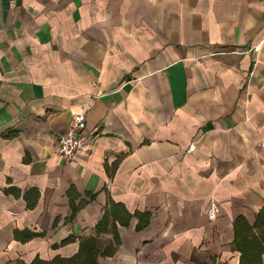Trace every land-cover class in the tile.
I'll return each mask as SVG.
<instances>
[{
	"label": "crops",
	"instance_id": "1",
	"mask_svg": "<svg viewBox=\"0 0 264 264\" xmlns=\"http://www.w3.org/2000/svg\"><path fill=\"white\" fill-rule=\"evenodd\" d=\"M82 112L88 144L66 162L58 137ZM263 138L260 0H0V264L75 256L110 205L130 217L97 233L101 251L120 239L98 264H238Z\"/></svg>",
	"mask_w": 264,
	"mask_h": 264
},
{
	"label": "trees",
	"instance_id": "2",
	"mask_svg": "<svg viewBox=\"0 0 264 264\" xmlns=\"http://www.w3.org/2000/svg\"><path fill=\"white\" fill-rule=\"evenodd\" d=\"M23 198H25L26 206L33 208L37 201L36 191L33 190L24 193ZM74 199H76V196H74ZM74 199L70 203L71 217L77 213L80 204L84 203V201H80L76 206ZM104 211L102 220L96 225V235L81 239L78 252L75 256L70 258L55 257L50 261L35 258L30 264H98L99 252L101 255L107 257L113 255L116 245L120 242V239L117 237V232H114L113 240L115 244L108 243L106 247L102 248V251L100 250L101 244L97 238V233L103 232L110 219H113V221L121 220L119 221L120 223L126 224L130 215L118 205H110ZM123 216L125 220H123ZM135 216L138 218L137 229H141L146 225L147 215L144 213H136ZM233 221V245L234 249L240 252L238 264H259L260 255L264 253V207L256 214L252 226H249L247 221L241 216H237ZM14 235L16 240L26 241L38 235V233H32L28 229H25L15 231ZM72 240L73 237H67L59 245L64 246V244L70 243ZM54 246H58V244Z\"/></svg>",
	"mask_w": 264,
	"mask_h": 264
},
{
	"label": "built area",
	"instance_id": "3",
	"mask_svg": "<svg viewBox=\"0 0 264 264\" xmlns=\"http://www.w3.org/2000/svg\"><path fill=\"white\" fill-rule=\"evenodd\" d=\"M264 3V0H260ZM259 46L255 45L251 48L253 53H257ZM85 113L75 114L70 121V126L65 133L60 134L58 137V147L56 150L57 156L65 160L66 162L72 160L79 151L83 150L88 144V138L85 134ZM260 146H264V138L260 141ZM192 145L187 147L188 151H191ZM207 217L214 219L219 211L216 203L210 200L207 206Z\"/></svg>",
	"mask_w": 264,
	"mask_h": 264
}]
</instances>
